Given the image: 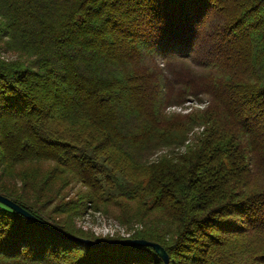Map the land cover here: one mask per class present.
I'll use <instances>...</instances> for the list:
<instances>
[{"label": "trees", "instance_id": "obj_1", "mask_svg": "<svg viewBox=\"0 0 264 264\" xmlns=\"http://www.w3.org/2000/svg\"><path fill=\"white\" fill-rule=\"evenodd\" d=\"M72 181L168 264H264V0H0V194L46 224L0 203V264H164L46 213Z\"/></svg>", "mask_w": 264, "mask_h": 264}, {"label": "rangeland", "instance_id": "obj_2", "mask_svg": "<svg viewBox=\"0 0 264 264\" xmlns=\"http://www.w3.org/2000/svg\"><path fill=\"white\" fill-rule=\"evenodd\" d=\"M5 57L12 58L11 55ZM196 100H186L184 106H171L168 108L169 112L185 113L194 109H201L205 103H195ZM182 108V109H181ZM50 204L46 207V213L55 219L62 220L74 226L76 229L85 233L93 234L96 237L125 239L131 238L130 235L141 227L138 224H133L127 227L121 224L117 219L110 215H105L99 210L94 209H80L76 210L73 204L78 200L80 191L85 188L76 182L69 184H55ZM66 210L67 212H63Z\"/></svg>", "mask_w": 264, "mask_h": 264}, {"label": "water", "instance_id": "obj_3", "mask_svg": "<svg viewBox=\"0 0 264 264\" xmlns=\"http://www.w3.org/2000/svg\"><path fill=\"white\" fill-rule=\"evenodd\" d=\"M0 203L6 205L7 207L11 208L12 210L26 216L30 220L39 223L41 225L46 226L45 223L41 222L39 219H37L35 216L27 212L25 209H23L21 206H19L17 203L13 202L11 199L3 196L0 194ZM55 231L58 235L68 237L67 234L58 232L54 229H51ZM79 240L83 241L84 243H87L92 246H100V245H117V246H147L152 247L155 253L158 255V257L164 262V264H168V254L165 251V249L159 245L158 243L147 241L144 239H138V238H125V239H112V240H103V241H92L89 239H81Z\"/></svg>", "mask_w": 264, "mask_h": 264}]
</instances>
